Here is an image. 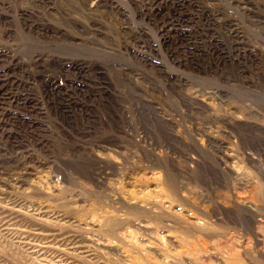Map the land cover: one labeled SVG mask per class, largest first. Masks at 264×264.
Returning <instances> with one entry per match:
<instances>
[{"label": "rangeland", "instance_id": "1", "mask_svg": "<svg viewBox=\"0 0 264 264\" xmlns=\"http://www.w3.org/2000/svg\"><path fill=\"white\" fill-rule=\"evenodd\" d=\"M0 264H264V0H0Z\"/></svg>", "mask_w": 264, "mask_h": 264}, {"label": "bare ground", "instance_id": "2", "mask_svg": "<svg viewBox=\"0 0 264 264\" xmlns=\"http://www.w3.org/2000/svg\"><path fill=\"white\" fill-rule=\"evenodd\" d=\"M0 118H3V119H5L6 121L10 120V118H9V117H5L3 114H1V115H0Z\"/></svg>", "mask_w": 264, "mask_h": 264}]
</instances>
